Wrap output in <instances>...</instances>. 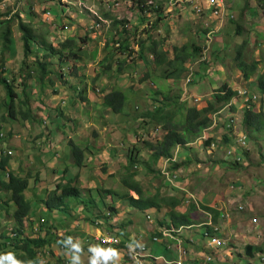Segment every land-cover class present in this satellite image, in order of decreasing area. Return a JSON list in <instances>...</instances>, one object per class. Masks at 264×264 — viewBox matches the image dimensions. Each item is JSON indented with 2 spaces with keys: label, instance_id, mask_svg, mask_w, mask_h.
Masks as SVG:
<instances>
[{
  "label": "rangeland",
  "instance_id": "obj_1",
  "mask_svg": "<svg viewBox=\"0 0 264 264\" xmlns=\"http://www.w3.org/2000/svg\"><path fill=\"white\" fill-rule=\"evenodd\" d=\"M78 1L0 0V55L4 48L2 33L6 26L1 23L4 20L12 21L11 28L15 41L13 45L15 57H10L8 52L5 53L1 78L9 79L8 84L13 86L17 96L14 101L15 117L7 118L10 103L5 84L0 83V133L3 132L5 135L3 138L0 137V151L5 147L7 150H12L14 154L10 155V174L17 177L23 176L29 180L25 198L31 203L32 210L26 221L38 223V220L44 217L48 224L67 232L75 221L71 214H64L66 221H56L51 215L53 211H44L46 208L44 201L53 192L60 193L59 186L65 187L69 184L81 190V198L67 199V203L71 205L68 204V206L73 208L74 213H77L75 207L78 206L82 209L78 216L90 223L97 209L106 211L109 206H113L115 211L109 209L116 225L108 224L100 218L101 226L111 234H119L123 239L134 235L133 241L138 242L139 245L145 240L139 243L138 238L141 234L144 238H150L156 232L154 229L158 227V222L168 220L166 214L169 209L166 205H162L159 211L143 212L125 204L121 198L127 193L133 197L138 196L133 191L129 192L124 185V179L132 178L139 182L148 195L160 192L162 197L176 198L181 202L177 211L191 213L194 227L185 230L183 235L191 238L194 243L186 240L188 245L184 244L185 248L189 246L191 249L189 253H192L185 264H199L200 260L196 254L199 246L201 253L215 256L213 264H264V130L260 133L247 134L242 124L244 114L241 110L236 111L232 100L224 106L220 105L218 110L223 111L220 115L222 121H226L225 118L230 115L231 109L235 110L238 120L237 130L248 137L246 149H238L243 157L241 162H235L227 156V151L232 147L237 148L238 144L235 136L229 138L221 121L208 133V143L200 136L196 139L190 135L188 143L173 149L171 158L163 157L155 161L146 145L147 143L159 144L165 131L153 119L143 117L144 112L151 111L162 104V95L156 93L159 90L172 97L176 94L180 95L181 102L186 106L184 109L186 114L190 107L201 110L209 103H215L214 94L226 84L232 90L242 87L258 95V100L250 110L261 111L264 120V95L260 94L255 83H251L255 82L256 76L246 82L236 67V56L238 52H241L242 59L246 62H259L258 73H261L263 69L264 0H231L233 5L231 11L235 18L222 21L212 19L207 14H197L191 3L171 6L170 0H156V6H162L163 11L159 19L146 9L142 13L137 10L140 6L138 2L141 0H120L124 4V11L119 13L118 17L119 20L126 21L122 27L123 30L126 28L128 31L124 37L115 33L118 30L117 25L108 31L90 30L93 20L88 10H82V13L78 14V11L71 9L70 16L77 14L78 17L84 18L78 22L79 25L87 23L78 29L82 31V36L81 31L77 32V46L79 47L82 43L79 42L81 38L87 42L80 48V52L75 50L78 55L72 56L67 50L56 51L55 57L47 60L50 62L48 69L52 68L53 75L47 76L43 85L40 86L34 77L28 75L23 62L26 61L28 66L34 65L38 59L45 61L48 53L39 51L35 54V50H39V44L32 42V54L25 58L22 33L18 27L19 20L15 16L18 15L24 22L31 23L36 33L46 35L47 41L58 48L60 42L66 40L70 34L66 26H62L63 21L74 22L70 19L71 17L62 14V7ZM81 1L90 9L98 10L100 17L106 14L114 16L113 13H108V7L113 0ZM2 2H5L4 7ZM56 16L58 27L53 21ZM138 18H140L139 25L136 24ZM72 27L73 25L70 26V30ZM119 40L128 41L131 47L129 52L133 53L121 52ZM156 40H163L162 48L169 58L173 56L175 47L179 49L186 47L188 53H192L195 46L202 47L195 59L186 62L189 72L193 68V81L190 85L187 87L185 85L188 73H184L179 79H165V68H157L151 55H148L146 62L139 59L140 48L135 43H149ZM44 46L41 45L40 48ZM95 51H97L96 56ZM82 59L86 62V67L84 63L79 62ZM204 61L207 62L203 64ZM119 62H125L121 73L117 72ZM110 63L111 71L103 72L102 66ZM84 67L85 69L82 70ZM146 74H149V78L144 79ZM50 79L54 81V85ZM64 82L68 83L67 86L63 84ZM82 87H86L84 95L89 100V106L86 102L80 106L84 107L83 111H89L91 123L85 124L80 130L70 124V128L62 129L64 137L59 138L54 127L49 130L48 125H52L53 117L57 112L59 113V109L64 110L65 100L68 104L74 103L75 98L72 94H75L76 90H81ZM55 89L58 90V96H55ZM118 89L128 98L122 113L115 111L114 108H106L104 104L105 97ZM185 90L188 91L186 98L183 95ZM194 97L199 101H194ZM29 99L30 103L34 102V106L41 102L51 109H56L57 112H52L51 117L41 109L42 107L34 108L29 112L24 107ZM234 103L238 106L237 108L242 106L239 100ZM175 105L172 103L167 110L170 112L173 109L177 110L178 105ZM74 106L71 105V107ZM79 110L75 107L71 111L79 112ZM63 112L65 113L62 122H70V113ZM75 114L72 115L73 118L78 117ZM211 117L212 114H209L212 123ZM30 118L39 122L31 124ZM177 119L174 124L179 125L180 120ZM178 130L180 132L181 127ZM12 132L15 136L14 143L9 145L7 134ZM226 137L229 138L228 141ZM70 142L82 149L83 160L80 166L75 163ZM211 143H215L213 150L209 148ZM42 149H46L43 157L47 159L45 164L37 161ZM131 153H134L132 157L138 165L128 170ZM3 157L4 154H1L0 159ZM144 162H148L151 168L159 172L171 169L178 176L177 182L168 184L162 173L151 175L147 171L149 175L146 174L142 166ZM175 164H179L178 168L173 169ZM0 177L3 178L2 174ZM1 188L0 185V242L3 243L1 235L4 231L3 222L11 221L10 226L16 225L13 220L16 207L11 203L12 193ZM107 191H113L115 198L107 194ZM188 193L195 195L200 207H197L194 201L190 204L187 202ZM201 198L204 200L201 201ZM91 200L94 201V205L91 204ZM203 206L215 208L222 213L218 216L216 226L220 227V234L227 245L220 250L209 249L206 246L208 240L202 237L205 232L204 224L211 219L208 215L195 211V209L202 210ZM241 207L242 210H240ZM147 213L152 216V221L147 220ZM26 221L24 220L25 225ZM32 225L30 224L27 230L23 231L25 235L33 234ZM123 227L126 229H121ZM142 229H145L143 233L140 232ZM47 233L52 244L49 243V247L37 250L39 264H42V261L46 264H67V260L70 264H119L120 258L106 260L105 257L100 258L99 253L92 255L86 249L85 241L79 242L73 238L69 239L68 248L72 254L68 258V250L62 249L63 244L56 242L61 237H56L52 231ZM69 234L81 235L78 230L73 231V229ZM249 245L262 248V252L250 257L245 251ZM89 246L97 248L93 241ZM136 246L129 244L128 247L133 250ZM5 251L0 249V256H3ZM127 251V248L123 247L121 253L126 254ZM134 254L135 252H132L130 257L133 258ZM14 259L17 264H23L18 258Z\"/></svg>",
  "mask_w": 264,
  "mask_h": 264
},
{
  "label": "trees",
  "instance_id": "obj_2",
  "mask_svg": "<svg viewBox=\"0 0 264 264\" xmlns=\"http://www.w3.org/2000/svg\"><path fill=\"white\" fill-rule=\"evenodd\" d=\"M140 3V2H138ZM141 3L144 4V0H141ZM140 3V4H141ZM138 9V8H137ZM152 9V10H151ZM150 12L155 14L156 16L161 19L162 15V6L157 8H151ZM144 10L142 8H139V12L142 13ZM16 19L19 20L18 27L20 29V32L22 33L21 39L23 42V53L25 58H27L30 54H32V42H35L39 44V50H35V54L39 51H45L48 53L46 60H37L34 65L28 66L26 64V61L23 62L25 65V69L28 71V75L30 77H34L35 80L40 84V86L43 85V81L47 76L53 75V70L48 69L50 62L47 61L50 57L53 58L57 54L56 51L63 52L64 50H67L71 52V55H78V53L75 51L80 52L81 46L87 42L84 38L79 40L82 43L79 44V47L77 46L78 39L75 38H67L63 42H61L58 48H55L51 43L47 41L46 35L42 36L35 32L33 26L31 23L24 22L20 16L16 15ZM4 27L2 37L4 39V48L1 50V64H0V83L5 84V89L7 93V97L9 99L10 106L8 108V116L10 118L15 117V110H14V104H15V97L16 92L12 85L8 84L10 81L7 79H2V69L4 67V55L6 52H8V55L10 57H15V51L13 49V45L15 44L14 38H13V32H12V21L4 20V22H1ZM126 21H120L116 20L113 23V28L117 25V32L120 37H124V34H127L128 31L125 28L123 30L122 25L125 24ZM121 26V27H120ZM120 41V40H119ZM162 41H151L149 43H139L136 42L135 45L140 48L138 57L143 62L147 61L148 55L153 58V63L157 68H165L164 78L165 79H179L182 77L184 73H188L189 69L186 67V62L188 60L192 61V59H195V57L198 55V52L202 49V47L195 46L192 53H188L186 50V47H182L181 49L175 47L173 51V56L169 58L167 52H165L162 48ZM120 51L126 54V52H129V49L131 50L130 44L128 41L121 42ZM45 44V46H44ZM41 45L44 46V48H40ZM55 49V50H54ZM133 52H129V54H132ZM94 55H97V52L94 53ZM94 56V57H95ZM243 54L241 52H238L236 56V67L239 71H241L243 78L246 82H249L252 77L256 76L255 87L258 89L260 94L264 95V65L261 73H258L259 70V62L253 61V62H246L244 59H242ZM138 59V58H137ZM207 61H204L206 63ZM264 63V62H262ZM118 69L117 72L121 73L124 70V64L125 62H119L117 63ZM201 64V65H203ZM105 66V67H104ZM103 72H110L111 71V63L107 65L102 66ZM22 76V75H21ZM149 78V74H146L144 76V79ZM94 81V80H93ZM50 82L52 85H54V81L50 79ZM65 86H67V83L64 82ZM253 85V84H252ZM56 92V91H55ZM162 95L161 99V105L155 107L153 110H147L143 113V117H149L155 121L156 124L162 127V129L165 131L164 136L162 140L159 142V144L152 145L151 143H147V147L149 149L150 155L153 156V159L155 161H159V159L163 157L171 158L173 155V149L179 145H185L188 143V138L190 135H193L194 138H198L202 135V132L205 128L209 127L211 125V120L209 118V114H213L214 112L218 111V108L220 105L224 106L227 104L236 94L234 90L229 88L226 84H224L217 92L214 94L215 103H209L207 107L199 110L196 107H190L187 109L186 114H184L185 104L181 102L182 98L180 95L176 94L174 97L170 96L169 94H164L163 92H156ZM82 92H79L78 95H81ZM30 99L28 100L29 103ZM128 102V98L126 94L121 90H114L111 93H109L105 97V107L106 108H114L115 111H118L122 113L124 111L123 107L125 108L126 104ZM25 106L26 108H30V105ZM172 103H175L177 110L173 109L167 110L171 106ZM44 105V104H42ZM28 106V107H27ZM50 111L48 113V116L51 115ZM177 114H179L177 117ZM179 119L180 124H174L175 119ZM32 119V118H30ZM177 119V120H178ZM10 120V119H9ZM243 127L244 131L249 134L251 132L254 133H260L264 130V120H263V113L260 112H253L251 110H247L244 113L243 116ZM181 127L180 134L179 128ZM195 139V140H196ZM227 141L229 140L228 137H226ZM73 149V156L75 163L80 166L83 160L82 157V149L72 143ZM134 153L130 154L129 157V164H128V170H131L134 166L138 165V162L135 161V158L132 157ZM8 163V158H4L2 160L1 166L4 167ZM171 162H169L170 164ZM179 164H175L173 166V169L176 167L178 168ZM143 168L146 171V174L149 175H160L161 172L159 170H154L155 168H151L148 165V162L143 163ZM149 173H148V172ZM168 171H172L169 169ZM133 176V175H132ZM124 185L126 186L127 190L135 192L138 197L135 198L133 195L127 193L125 196H123L121 199L122 201L127 204L130 208H134L140 211L149 210L152 208L157 209L159 211L161 209L162 205H166L168 207L169 212L166 214L168 217V220L159 221L158 224L161 226H174L176 228H180L181 226H189L194 225L193 220L191 219V213H180L177 211L178 206L181 204V202L176 198H167L162 197L160 192H156L154 195H148L146 191H144L139 184V182L133 180L132 178L123 180ZM169 184V182L167 181ZM0 185L2 186L1 189L10 191L11 194V201L16 206V211L14 212V221L15 226H12L10 230V235L7 237L3 233L7 231L9 228L11 221L6 222V224L3 226V233H2V239L3 243L0 242V249L6 250L4 255H12L14 258H18L23 264H39V260L37 257V250H42L46 244L52 242L51 238L44 236V231L42 230L40 233L35 231L34 223H30L27 221V228L30 224L32 225L31 231H33V234L25 235L24 231V220H26L31 213L32 205L31 203L25 198V192L29 188V180L27 178L17 177L14 175H11L9 179L1 178L0 177ZM58 192H53L45 201L44 204L46 206V209L49 211L58 210V211H64V209L69 208L67 205V199L71 197L75 198H81V190L77 187L70 186L69 184L65 187L59 186ZM107 194L111 195L112 198L114 197L113 191H107ZM91 203L94 204V201L91 200ZM192 206V205H191ZM105 207V206H104ZM193 207H195L193 205ZM108 208H111L113 211H115V207L109 206ZM203 210L206 211L209 215L212 217V223L214 225H217L218 223V216L222 213L211 207L203 206ZM101 212V209L99 210ZM46 231L50 232L51 229L46 228ZM217 231L210 227L205 226V233L202 235V237L207 236V234H213ZM48 234V233H47ZM54 234V232H53ZM158 234L155 236L157 237ZM160 236V235H159ZM87 250L92 255H95V249L89 248L87 245L85 246ZM146 251L151 254L154 257H159L162 255L171 257L167 252V246L164 243H158L154 240H151L148 245L145 246ZM246 253L250 257H254L255 254L262 252V248L257 246L249 245L245 249ZM176 253H174L175 255Z\"/></svg>",
  "mask_w": 264,
  "mask_h": 264
},
{
  "label": "built area",
  "instance_id": "obj_3",
  "mask_svg": "<svg viewBox=\"0 0 264 264\" xmlns=\"http://www.w3.org/2000/svg\"><path fill=\"white\" fill-rule=\"evenodd\" d=\"M146 2L147 1H145L144 4H142L140 2L142 5L140 3H138L140 5V6H138V10H139V8H142L143 10L146 9V11L151 14L150 9L153 7L157 8L156 0H150L149 2H147V4H146ZM188 3H191L193 5V9L199 15L207 14V16H209L210 18L216 19V20H221V21L224 19L232 20L235 18L234 14L231 11V9H232L231 8V0H170L169 1V4L171 6L176 5V4H180L181 6L182 5H188ZM2 5L4 7L5 2H2ZM123 5L124 4L120 0H113L111 2L110 6L108 7L109 12L113 13L114 15L117 16L118 19H120L118 17V14L124 11ZM78 7L82 11L83 9H85L86 6L80 2L78 4ZM67 11H69L68 8H67ZM90 16L92 17V20H93L92 24L90 26V30L100 32V31L111 29L112 20L106 19L104 17H100V15L98 14V12L96 10L90 9ZM190 70L191 71L188 72L187 78L185 79L186 80V83H185L186 87L188 85H190V83H192V81H193V68ZM234 91L236 92V94L231 99V101L233 100L232 105L236 107L237 111L241 110L243 112L245 110H250L252 108V106L254 105V103L259 98L258 95L252 94L246 88L238 87V88H235ZM183 95L186 98L188 95V91L185 90ZM236 100H239L242 103V106L240 108H237L238 106L234 103V101H236ZM194 101L198 102L199 99L198 98L196 99V97H194ZM230 112H231L230 115L225 118L226 121H222V119L220 117V115L223 113V111L218 110V111L214 112L212 114V117H211V119H212L211 126L209 128H207L206 131L214 129L215 126L218 124V122H220V121L223 122V126L227 130L228 135L231 137L235 136L236 142L238 144L237 148L232 147V149L227 151V156L232 158L235 162H241L243 160V157L238 152V149H246L248 137L245 133L237 130L238 120L236 118V113L232 109ZM201 138L204 141L206 139H208V137L206 135H204ZM214 147H215V143H211L210 149L213 150ZM162 173H163V176L170 183H176L177 182L178 176L173 171H168L165 169L162 171ZM193 201L196 203L197 207H200V204L198 203V199L195 197V195L188 193L187 202L190 204ZM192 205H194V204H192ZM240 210H242V207L240 208ZM195 211L196 212L200 211V212L208 215L209 217H211V215H209L203 209L202 210H198V209L196 210L195 209ZM107 215L109 216L110 214L108 213ZM146 218L148 221H152V216L149 213H147ZM211 219H212V217H211ZM211 219L207 224H209V225L212 224ZM97 224H98V226H100V222H97ZM190 228H192V226H188V227L182 226L179 229H176L173 226L172 227H167V226L157 227L156 234H158V235H157V237L154 235L151 239V240H154L158 243L166 244L167 249L169 251L176 253V255H177L176 258L165 256V255H162L159 257L152 256L151 254H149L146 251V249H145L146 243L144 241H143V243H141L139 245H138V242L134 243L137 246H136V248L131 250L128 247L129 244H131V243H129L125 239H122L116 235L104 234L101 232H99L95 235H92L91 240L89 239L88 241L89 242L93 241V243H95L97 245L95 252L100 254V258L105 257L106 260H112V259H119L121 257L119 259V264H125L126 262H127V264H129V262L131 264H134V262H135V264H184V261L186 260V258L188 256H190L191 254L184 247L185 238L182 237V233H180V231L182 232V230L185 231V230H188ZM190 241H193V240L190 238ZM140 242H142L141 239L139 240V243ZM211 244L216 245V246H223L225 244V242L222 241L221 239L217 238V237H212ZM123 247L127 248V250H128L126 252V254L121 253ZM132 252H135L133 258L130 257ZM104 253H108L107 257L104 255ZM205 257H206L205 259L208 263H210L213 260L212 256H210V255L205 256ZM42 263L46 264L45 261H43Z\"/></svg>",
  "mask_w": 264,
  "mask_h": 264
},
{
  "label": "crops",
  "instance_id": "obj_4",
  "mask_svg": "<svg viewBox=\"0 0 264 264\" xmlns=\"http://www.w3.org/2000/svg\"><path fill=\"white\" fill-rule=\"evenodd\" d=\"M232 1H234V0H232ZM232 1H231V8L233 7V5H232ZM75 1H73V3H74ZM81 2V0H79L78 2H76L75 4H73V3H70L69 5H67V7L64 5V7H62L63 9H62V14H64L65 16H68V17H71L70 19L71 20H73L74 22H68V21H63V24H62V26L63 25H65L66 26V29H67V31L70 33L69 34V37L68 38H75L76 39V37H77V32H80L81 30H78V29H80V27L81 26H85V24H87L86 22L85 23H81L80 25L78 24V22L79 21H81L82 19H84V18H80V17H78V15L77 14H74V15H72V16H70V12L69 11H67V8L69 9V10H71V9H73V10H76V11H78V14H81V12H79V10H78V8L76 7L77 5H78V3H80ZM60 4V3H59ZM62 6V5H61ZM70 7V8H69ZM138 10V9H137ZM139 11V10H138ZM59 12V11H58ZM66 12H68V13H66ZM136 13H137V11H136ZM138 14V13H137ZM105 17H107V18H110V17H113L111 14H106L105 15ZM53 18V17H52ZM54 20V24H55V26H57L58 27V25L56 24V22H57V16L55 17V18H53ZM90 19V18H89ZM68 23H70V24H68ZM139 23H140V18H138L137 19V21H136V24L137 25H139ZM71 25H73V27H72V29L70 30V26ZM61 26V27H62ZM60 27V26H59ZM81 36H82V31H81ZM67 39V38H66ZM81 39H83V38H81ZM80 39V40H81ZM65 40V39H64ZM63 40V41H64ZM62 41V42H63ZM61 43V42H60ZM104 44H106L105 42H104ZM95 52H97V51H95ZM94 52V53H95ZM82 63H84L85 64V67H86V62H82ZM85 67L84 68H82V70L83 69H85ZM77 70V69H76ZM241 72V71H240ZM84 74H85V70H84ZM74 75H75V73H74ZM77 75V74H76ZM84 76V75H83ZM251 81V80H250ZM67 83V82H66ZM64 84V83H63ZM68 84V83H67ZM85 86H86V82H84L83 83ZM82 84V85H83ZM65 85V84H64ZM66 88V87H65ZM68 88V87H67ZM85 89H86V87H82L81 88V90H79V91H77L76 90V92H75V94H72L73 96H74V98H75V101H74V103H67L66 102V100H65V103H66V106H64L63 107V111H67V112H69L70 113V119H69V121L70 122H67V123H63L62 122V118H63V116H64V113L65 112H63L62 110H60L59 109V113L56 111V109H51V108H49V107H47V106H45V105H42L43 103H41V102H38L37 103V105L36 106H34V102H31L30 103V101H29V103H28V106L30 105V108H26L25 106V108L30 112V111H32L34 108H39V107H42L41 109L42 110H44V111H46V113L48 114L50 111H52V112H57V114H56V116L55 117H53V121H52V125L51 126H49L48 125V129L50 130V128L51 127H54V130L56 131V133L58 134V136H59V138H61V137H64V134H62V129H67V128H70V124L71 125H73V126H75L76 128H78V130H80L85 124H90L91 123V120L89 119V111H87V112H85V111H83V109H84V107H81L80 105H82L84 102H86V104L89 106V100H88V98H87V96H85L84 95V91H85ZM55 96H58V90L57 89H55ZM79 92H82V95H78V93ZM71 95V96H72ZM61 97V96H60ZM60 97H59V99H60ZM63 97V96H62ZM71 105H75L74 107H71ZM27 106V107H28ZM75 107H77V108H79L80 110H79V112H72L71 110H73ZM51 112V113H52ZM94 112H96V108L94 107ZM74 113H76L75 114V116H78V117H76V118H73V114ZM52 115V114H51ZM51 115H50V117H51ZM73 115V116H72ZM29 122L31 123V124H36L37 122H39V120L38 121H35L34 119H32V120H29ZM74 132H79V131H74ZM13 133V132H12ZM39 137H42V136H39ZM13 138H15V136H14V133H13V135L12 136H9V145H13L12 143H14V141H13ZM38 138V137H37ZM30 139H32V136H30ZM33 140H34V138H33ZM52 140V139H51ZM51 140H49V141H51ZM16 144H17V142H15ZM70 147H71V150L73 151V149H74V147L72 146V142H70ZM62 148V141H61V143H60V145H59V148ZM61 148H60V150H61ZM46 149H42L41 150V155H39L38 157H39V159L37 160L38 162H40V163H42V164H45L47 161V159L46 158H43L44 157V154L46 153V151H45ZM32 157V156H31ZM40 157H42V158H40ZM74 157V156H73ZM52 158V157H51ZM49 167V166H48ZM202 200H204L203 198H201V201ZM70 205V203H67V205ZM92 204V203H91ZM94 205V204H93ZM71 206V205H70ZM70 206H68L69 208H67V206H66V208L64 209V211H58V210H53V212H51V215L56 219V221H66L65 220V216H64V214H66V213H70L71 214V217L75 220L74 221V223L73 224H71V226L69 227V229H68V231L66 232V231H64L63 229H58L57 227H55L54 225H50V224H48L47 223V221H46V223L45 224H47V226H46V228H48V229H51L52 230V232H54V233H58V236L59 237H61L63 240H65L66 238H67V244H69V239H74V240H76V241H79V242H84V241H87V240H91V236L92 235H94V234H97L98 232H96V230H94V228H93V226H92V222L93 221H90V223H88V221H85L84 219H83V217H79L78 216V213H80V210H82V209H80L78 206H76L75 207V209H76V211H77V213H74V211H73V208L72 207H70ZM180 207V206H179ZM178 207V208H179ZM99 210L100 209H97L96 210V214L94 215L95 217L92 219V220H95V218L97 217V216H99V214L102 212H99ZM44 211H47V209L45 208L44 209ZM183 213H185V212H183ZM78 218V219H77ZM42 219H45L44 217H42ZM42 219H40V220H42ZM46 220V219H45ZM35 224H37V222H35ZM56 228H57V230H56ZM71 229H73V231H76V230H78L80 233H81V235H76V234H74L73 236L72 235H70L69 234V232L71 231ZM106 231V230H105ZM91 242H87L86 244H88V247L89 248H91V249H95V248H93V247H91V246H89V244H90ZM170 244V243H169ZM166 245V244H165ZM167 252H168V254L170 255V256H172V254H173V252L171 251V252H169L168 250H167ZM201 250H200V246H199V248L196 250V254L197 255H200L201 254ZM121 258V257H120Z\"/></svg>",
  "mask_w": 264,
  "mask_h": 264
},
{
  "label": "clouds",
  "instance_id": "obj_5",
  "mask_svg": "<svg viewBox=\"0 0 264 264\" xmlns=\"http://www.w3.org/2000/svg\"><path fill=\"white\" fill-rule=\"evenodd\" d=\"M81 3H82V1H81ZM79 4V3H78ZM83 4V3H82ZM77 8H78V10H79V12H81L82 13V11L79 9V7H78V5L76 6ZM83 10H88V12L90 13V8L89 7H85V9H83ZM71 10H69V12H70ZM97 12H98V10H96ZM108 13H111V12H109L108 11ZM114 15V14H113ZM104 18H106V19H110V20H112V25H111V28H113V23L116 21V20H119L118 18H117V16L116 15H114L113 17H110V18H107V17H105V16H103ZM114 17H116V18H114ZM121 21V20H120ZM90 29V28H89ZM109 30V29H108ZM108 30H104V31H108ZM101 32V31H100ZM83 46V45H82ZM81 46V47H82ZM79 62H85L83 59L81 60V61H79ZM9 80V79H8ZM82 95V94H81ZM231 101V100H230ZM229 101V102H230ZM235 107V106H234ZM203 109V108H202ZM235 109H236V107H235ZM233 111H235V110H233ZM236 111H237V109H236ZM235 111V112H236ZM245 111H247V110H245ZM245 111H243V114L245 113ZM237 112H239V111H237ZM44 122H45V120H44ZM211 126V125H210ZM209 126V127H210ZM209 127H207V128H209ZM207 128H205L204 129V131L202 132V135L200 136V137H203L204 135H206L207 137H208V139H206L205 140V142H209V136H208V133L211 131V130H209V131H206V129ZM8 135V137L9 136H12L13 135V133H10V134H7ZM228 135V134H227ZM5 135H4V133L3 132H1L0 133V137L1 138H3ZM229 136V135H228ZM229 138H231V136H229ZM204 141V140H203ZM207 142V143H208ZM209 148H210V145H209ZM211 150V149H210ZM1 154H4V157L3 158H1L0 159V174H2V177L3 178H5L6 180L7 179H9L10 178V176L11 175H13V174H10V169H9V164H10V155H13L14 154V152L12 151V150H7L6 149V147L5 148H3L1 151H0V155ZM4 158H8V163H7V165H5L4 167H2L1 166V163H2V160L4 159ZM162 173V172H161ZM162 175H163V173H162ZM19 177H22V178H26V177H23V176H19ZM164 177V176H163ZM165 178V177H164ZM178 179V178H177ZM165 180H166V182L168 181L166 178H165ZM169 182V181H168ZM134 195H135V193H134ZM138 196H136L135 195V198H137ZM11 203H13L12 201H11ZM14 204V203H13ZM16 207V206H15ZM132 209H134V208H132ZM137 210V209H136ZM149 210H157V209H155V208H152V209H149ZM16 211V210H15ZM47 211H49V210H47ZM110 209L108 208L106 211H103L102 210V212L99 214V216H97L96 218H95V220H92L93 222H92V226H93V228H94V230H96V232H101V233H104V234H111V233H109L108 231H105V229L101 226V224H100V226H98V224H97V222H99V220H100V218H103L108 224H111V225H116V221H114L113 220V218H111V213H110ZM145 211H147V210H145ZM145 211H143V212H145ZM110 214L109 216L107 215V214ZM40 219H42V218H40ZM26 221V220H25ZM211 222H212V219H211ZM4 223V225L6 224V222H3ZM34 223V226H35V231L37 232H39L40 233V231H42V229L43 228H46V226H47V224H45L46 223V220L45 219H42V220H38V223L37 224H35V221L33 222ZM208 222H206L204 225L205 226H210V227H212V228H214L217 232L216 233H213V234H207V236H205L204 237V239H207L208 241V244H206V246L209 248V249H211V250H213V251H216V250H220V249H222L223 247H225L226 245H227V242H226V240H224V238L222 237V235L220 234V227H217L216 225H214L213 223L211 224V225H209V224H207ZM23 225H24V232L27 230V221H26V225L23 223ZM158 227H161V225H157ZM164 226H166V225H164ZM189 226H192V228L194 227V225H189ZM204 226V227H205ZM10 227H12V226H10ZM168 227V226H167ZM172 227V226H171ZM174 227V226H173ZM182 227V226H181ZM185 227H188V226H185ZM176 228V227H175ZM192 228H190V229H192ZM121 229H126V227H123V228H121ZM176 229H179V228H176ZM190 229H188V230H190ZM10 228H8L7 229V231L5 232V233H3L5 236L7 235V236H9L10 235ZM154 230H157V228H155ZM145 231V229H142L140 232L141 233H143ZM183 230H182V232L180 231V233H182V237H184V235H183ZM205 233V232H204ZM2 235V234H1ZM54 235L56 236V237H59L58 236V233H54ZM95 235V234H94ZM111 235H116V236H118V237H120V235L119 234H111ZM154 235H156V232L154 233V234H152L151 236H150V238H144V236L141 234V236L138 238V241L141 239L142 241L144 240V242L146 243V245H148L149 243H150V241H151V239H152V237L154 236ZM3 236V235H2ZM44 236L45 237H47V231L45 230L44 231ZM92 237V236H91ZM133 237H134V235H132V236H130V237H128L127 239H125L126 241H128L129 243H131V244H134V243H137L136 241L134 242L133 241ZM212 237H217V238H219V239H221L222 241H224L225 242V244L223 245V246H216V245H212L211 244V239H212ZM121 238V237H120ZM184 238H186L185 239V243L184 244H187V241H189V242H192V243H194L193 241H190V238H187V237H184ZM123 239V238H122ZM146 239H147V242H146ZM187 240V241H186ZM67 238L65 239V240H63L62 238H59V241H56L58 244H60V245H62L63 244V246L61 247L62 249H66V250H68V255H67V257L68 258H70V255L72 254V252H71V250L68 248V244H67ZM87 242H89L88 240L87 241H85V243H87ZM50 244H52L51 242H50ZM87 246H88V244H86ZM188 245V244H187ZM46 247H49V243L48 244H46V246L44 247V248H46ZM185 249H187L188 251H190L191 249H189V246L188 247H186ZM168 250V249H167ZM169 251V250H168ZM169 252H171V251H169ZM195 251H193V253H194ZM174 253L175 252H173V254H172V256L171 257H174V258H176L177 257V255L175 254L174 255ZM53 254V253H52ZM191 255H192V253H190ZM104 255L107 257V255H108V253H104ZM190 255V256H191ZM210 256H212V258H213V260L210 262V263H208L207 261H206V257L205 256H208V255H206V254H204V253H201L200 255H198V257H199V260H200V262H199V264H213L214 262H215V256L214 255H212V254H209ZM51 256H53V255H51ZM189 257V256H188ZM187 257V258H188ZM187 258H186V260L184 261V264L186 263V261H187ZM177 260V259H176ZM43 262V261H42ZM66 263L67 264H70V262H69V260H67L66 261ZM0 264H17V261L14 259V257L12 256V255H3V256H0ZM41 264V263H40ZM43 264V263H42ZM53 264H55V263H53ZM73 264V263H72Z\"/></svg>",
  "mask_w": 264,
  "mask_h": 264
}]
</instances>
